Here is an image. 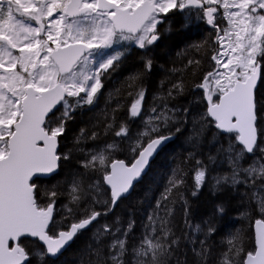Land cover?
Returning <instances> with one entry per match:
<instances>
[{
  "label": "snow or ice",
  "instance_id": "obj_1",
  "mask_svg": "<svg viewBox=\"0 0 264 264\" xmlns=\"http://www.w3.org/2000/svg\"><path fill=\"white\" fill-rule=\"evenodd\" d=\"M177 14L182 28L205 26L208 35L189 48L214 63L192 83L197 94L188 105L171 101L188 92L184 73L196 75L197 58L164 69L161 90L146 104L152 46L162 39L160 25L170 32ZM133 49L142 67L103 92ZM261 89L264 0H0V264H55L86 230L80 264H264ZM102 96L97 115L104 119L90 117L69 140L75 114L94 111ZM121 97L132 98L126 119L116 115L125 107ZM137 120L142 127L133 131ZM189 126L191 195L205 186L213 195L238 192L239 215L258 214L254 247L237 230L213 253L216 223H193L188 172L180 165L139 237L134 219L101 220L150 178L155 158ZM226 211L218 202L213 216Z\"/></svg>",
  "mask_w": 264,
  "mask_h": 264
},
{
  "label": "trees",
  "instance_id": "obj_2",
  "mask_svg": "<svg viewBox=\"0 0 264 264\" xmlns=\"http://www.w3.org/2000/svg\"><path fill=\"white\" fill-rule=\"evenodd\" d=\"M181 23L179 14H177V16L173 18L170 33L164 36V39L167 40V42L164 41L163 43L162 53L164 58L159 61L155 60L154 68L156 71L154 69L147 80L148 92L146 96V104H151L152 95L161 90L159 82L166 74L164 69H170L172 67L183 68L189 58H197L202 60V66L200 70L196 72V75H192L191 68L184 73V79L189 86L188 92L183 96L177 97L174 101H171L172 106L179 105L182 107L188 105L193 99V96L197 94L193 92L191 88L192 83L200 80L203 73L208 70L210 64L214 63L210 61L208 56L197 53L189 48V45L194 41L201 40L208 35V32L203 30L205 26L202 25L199 29L194 27L185 29L181 27ZM208 31H211V29ZM185 49H188L186 54L178 55V53H184ZM132 54L135 58V54ZM161 65L164 66L163 69L160 67ZM139 67H142V65L137 59L134 62L133 59L129 61L128 58L121 69L114 73L106 82L105 89L102 91L106 93L107 90L121 87L124 83V78L130 72ZM168 75H171V73H168ZM180 75V73H177L176 77L173 79ZM166 87L167 85H165V88ZM199 91L200 90H197V92ZM261 93L264 94V89H261ZM121 99L124 101L125 107L116 115L120 119H126V109L130 105L132 98L127 97L125 100L124 97H121ZM104 100L105 97L102 96L100 103L94 111L85 108L83 117H81L79 113L75 114L77 118L69 124V140L73 133H77L81 127L89 125L90 117L92 118L91 123H96L97 121L104 119L102 114L97 115V113H101V109L105 107ZM114 103L115 102H113V104ZM140 127H142V125L137 120L133 124V131ZM189 134L190 126L186 127L183 133L177 134L174 137V140H172L155 158L150 178L138 184L127 200L120 204L113 213L109 214L107 217H102L101 220L103 221L106 219L108 222H113L116 216H120L122 218V223L126 225L129 218L134 219L136 222L135 235L139 237L142 231L141 226L146 221L149 212L155 207V201L163 191L172 168L180 165L188 172V176L186 177L188 189L185 190V194L191 204V219L193 223H202L209 218L213 219L216 223L217 231L209 240L213 253H218L226 248L227 245L225 241L227 237L230 234H234L237 230L241 231L246 237V247H254V225L255 218H258V214H252L251 218L241 217L239 215L242 204L240 202L241 196L238 192L233 193L231 190H228L213 195L208 187L205 186L198 196L193 197L191 195L190 189L193 185V172L191 170L195 167V160L191 159L185 163L188 152L192 150L190 144L186 140ZM105 139H109V137H105ZM205 151H207V146H205ZM199 155L206 160V156H204L203 153H200ZM218 202H223L227 209L226 214L222 218L213 216L215 205ZM177 220L178 224L182 226L183 218L178 216ZM90 234V231L86 230L85 234L79 238L77 243L60 256L59 259L55 261V264H80V256L78 253L83 247L84 242L89 239ZM192 259L193 257L189 252L188 260L191 262Z\"/></svg>",
  "mask_w": 264,
  "mask_h": 264
},
{
  "label": "flooded vegetation",
  "instance_id": "obj_3",
  "mask_svg": "<svg viewBox=\"0 0 264 264\" xmlns=\"http://www.w3.org/2000/svg\"><path fill=\"white\" fill-rule=\"evenodd\" d=\"M170 24H171V28H172L173 19L171 20ZM169 26H170L169 24H162V25H160V29H161V31L163 33L162 39L159 40L155 45H153L152 46V49H151L152 55L154 57V60L159 61V60H161V59L164 58V55L162 53L163 52V43H164V41L167 42V40L164 39V36H166V35H168L170 33L169 31H165L166 29L169 28ZM139 52H140L139 49H133V52L132 53L135 54V58L137 57V55L139 54ZM128 58H129V61L132 60V59L134 60V62L136 61V59L134 58L133 54L131 56H129ZM154 69L155 68L153 67V70ZM155 71H156V69H155Z\"/></svg>",
  "mask_w": 264,
  "mask_h": 264
},
{
  "label": "water",
  "instance_id": "obj_4",
  "mask_svg": "<svg viewBox=\"0 0 264 264\" xmlns=\"http://www.w3.org/2000/svg\"><path fill=\"white\" fill-rule=\"evenodd\" d=\"M172 140H174V138H173ZM172 140H171V141H172ZM171 141H170V142H171ZM170 142H169V143H170ZM169 143H168V144H169ZM168 144H167V145H168ZM255 232H256V226L254 225V236H255Z\"/></svg>",
  "mask_w": 264,
  "mask_h": 264
}]
</instances>
